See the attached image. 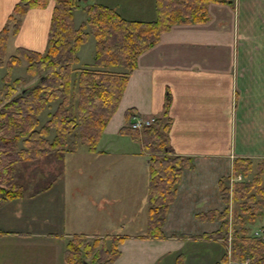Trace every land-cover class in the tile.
Segmentation results:
<instances>
[{
    "label": "crops",
    "instance_id": "1",
    "mask_svg": "<svg viewBox=\"0 0 264 264\" xmlns=\"http://www.w3.org/2000/svg\"><path fill=\"white\" fill-rule=\"evenodd\" d=\"M16 1L0 0V28ZM53 3L26 10L11 36L15 47L43 50ZM166 97L169 146L190 157V165L180 171L156 237L145 234L147 153L119 129L128 109L141 118L161 115ZM86 152L99 162L95 177H86L99 184L100 193L88 189L95 199L66 185L64 163L47 188L0 199V264H62L69 237L104 235L108 220L92 228L87 215L109 190L140 205L137 232L106 235L121 237L110 264H170L178 254L183 264H215L225 242L202 235L220 219L203 213L225 206L219 179L231 177L235 157L264 158V0L209 2L205 21L175 22L162 31L137 55L96 150Z\"/></svg>",
    "mask_w": 264,
    "mask_h": 264
},
{
    "label": "trees",
    "instance_id": "2",
    "mask_svg": "<svg viewBox=\"0 0 264 264\" xmlns=\"http://www.w3.org/2000/svg\"><path fill=\"white\" fill-rule=\"evenodd\" d=\"M49 26L43 50L16 46L6 54L8 38L13 36L23 14L31 7H44L48 0H17L0 28V66L7 71L0 85V199L32 195L47 188L63 170L67 150L83 144L95 151L103 126L115 110L127 76L136 64L137 55L153 45L159 34L175 22H201L207 19L209 2L229 0H154L152 19L122 17L115 8L101 2L85 7V18L77 25L73 10L78 0H53ZM89 34L93 37L92 67L74 66L77 50ZM24 63L26 75L37 80L29 86L24 77L7 81L11 68ZM165 98L161 115L151 123L136 129L130 126L132 109L125 112V122L119 133L140 142L147 153L145 234L161 237L160 225L167 205L172 201L182 168L190 165V157L172 152L167 131L169 117ZM55 102L47 118L39 113ZM231 173L242 174L229 187L228 177L219 179V191L227 208L208 211L204 216L220 219L219 226L202 236L225 238L228 228L231 237L226 249L215 264L227 260L247 264H264V239L248 233L247 224L254 221L264 206V158L255 162L246 157L232 160ZM250 173L249 179L245 176ZM230 193V194H229ZM120 236L84 239L76 234L67 239L62 264H110L118 254ZM170 264H183L178 254Z\"/></svg>",
    "mask_w": 264,
    "mask_h": 264
},
{
    "label": "rangeland",
    "instance_id": "3",
    "mask_svg": "<svg viewBox=\"0 0 264 264\" xmlns=\"http://www.w3.org/2000/svg\"><path fill=\"white\" fill-rule=\"evenodd\" d=\"M91 2H101L106 3L108 6H113L117 12L125 18H135V19H147L153 18L154 7L153 0H78V8L73 10V21L75 24H78L80 21L85 18V7ZM14 38L11 36L8 38L6 45V54L13 52ZM78 62L74 66L79 67H92V56H93V37L89 34L85 43L81 44L78 50ZM7 71L6 68L0 66V85L3 83L1 76ZM15 76H23L24 80L22 84L16 85V89L19 90L22 86H29L36 82L37 75L29 76L24 72V63L13 67L9 71V77L7 81L11 80ZM49 106H46L38 115L39 120L43 121L47 118L49 111H51L55 105V102L49 103ZM134 143V142H133ZM134 148H136V144ZM125 146V145H122ZM67 150L65 153V174H63V179L65 180L66 185L80 193H84L86 197L95 199L92 197V189L94 192L100 193L98 182L89 180L86 177H95L93 171L97 169L99 165L98 160L92 158L91 154H88L83 144L77 143V149L75 151ZM86 155V156H85ZM109 157V158H108ZM103 160H110V156H107ZM88 173V174H84ZM251 176L248 173L245 178L249 179ZM107 197L101 198L99 202L94 203L95 207L93 208L94 213L87 215L89 221L93 222V227L96 228L97 221L108 220L109 224L114 220L115 224L108 226L101 232L104 234L103 237L108 243L109 238L106 237L107 234H122L124 232H137V227L139 226V200H133L129 195H126L122 190H109ZM81 199H83L81 197ZM92 210V209H91ZM141 217V216H140ZM138 219V222H137ZM248 233L254 229H263L264 228V206L261 207V210L254 221L247 224ZM90 228V227H88ZM97 235H91L83 237L84 239H91ZM87 264H90L88 258L83 259Z\"/></svg>",
    "mask_w": 264,
    "mask_h": 264
},
{
    "label": "built area",
    "instance_id": "4",
    "mask_svg": "<svg viewBox=\"0 0 264 264\" xmlns=\"http://www.w3.org/2000/svg\"><path fill=\"white\" fill-rule=\"evenodd\" d=\"M152 121V117L150 118H141L139 116H132V120H131V127H134V128H140L142 127L143 125H147L149 124L150 122ZM237 178H239V175H237ZM229 205V209H230V204ZM253 234L256 235V236H259L261 238H264V230H261V231H258V230H254L253 231ZM229 233L227 234V237H226V241L227 243H229ZM227 251H228V247H227ZM247 258H245L244 260L240 261V262H237L236 264H246L247 263ZM229 263V261H228Z\"/></svg>",
    "mask_w": 264,
    "mask_h": 264
},
{
    "label": "water",
    "instance_id": "5",
    "mask_svg": "<svg viewBox=\"0 0 264 264\" xmlns=\"http://www.w3.org/2000/svg\"><path fill=\"white\" fill-rule=\"evenodd\" d=\"M82 263H83V264H87L84 260H82Z\"/></svg>",
    "mask_w": 264,
    "mask_h": 264
}]
</instances>
